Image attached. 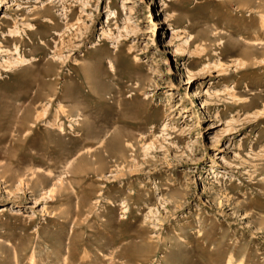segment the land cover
Wrapping results in <instances>:
<instances>
[{"label": "rangeland", "instance_id": "rangeland-1", "mask_svg": "<svg viewBox=\"0 0 264 264\" xmlns=\"http://www.w3.org/2000/svg\"><path fill=\"white\" fill-rule=\"evenodd\" d=\"M0 209V264H264V0H0Z\"/></svg>", "mask_w": 264, "mask_h": 264}, {"label": "bare ground", "instance_id": "bare-ground-1", "mask_svg": "<svg viewBox=\"0 0 264 264\" xmlns=\"http://www.w3.org/2000/svg\"><path fill=\"white\" fill-rule=\"evenodd\" d=\"M10 33H11V32H10ZM10 33H9V34H10ZM13 33H14V32H13ZM10 35H11V34H10ZM10 37H11V36H10ZM10 37H9V38H10ZM224 49H225V47H223V50H224ZM188 80H189V78H188ZM188 83H189V81H188ZM20 122H21V121H20ZM0 212H2V209H0Z\"/></svg>", "mask_w": 264, "mask_h": 264}]
</instances>
